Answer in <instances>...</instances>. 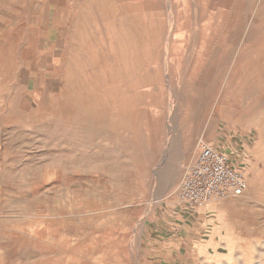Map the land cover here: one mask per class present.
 <instances>
[{
	"label": "rangeland",
	"instance_id": "374dc122",
	"mask_svg": "<svg viewBox=\"0 0 264 264\" xmlns=\"http://www.w3.org/2000/svg\"><path fill=\"white\" fill-rule=\"evenodd\" d=\"M0 264H264V0H0Z\"/></svg>",
	"mask_w": 264,
	"mask_h": 264
},
{
	"label": "built area",
	"instance_id": "2783aa9c",
	"mask_svg": "<svg viewBox=\"0 0 264 264\" xmlns=\"http://www.w3.org/2000/svg\"><path fill=\"white\" fill-rule=\"evenodd\" d=\"M246 190L247 181L231 156L203 142L180 187L179 197L187 207L193 208L241 196Z\"/></svg>",
	"mask_w": 264,
	"mask_h": 264
},
{
	"label": "crops",
	"instance_id": "0c3cea01",
	"mask_svg": "<svg viewBox=\"0 0 264 264\" xmlns=\"http://www.w3.org/2000/svg\"><path fill=\"white\" fill-rule=\"evenodd\" d=\"M184 229H185V228H184ZM185 230H186V229H185ZM179 232H181V230H179ZM182 233H183V235H185L183 231H182Z\"/></svg>",
	"mask_w": 264,
	"mask_h": 264
}]
</instances>
